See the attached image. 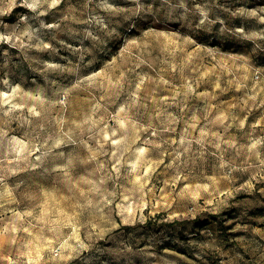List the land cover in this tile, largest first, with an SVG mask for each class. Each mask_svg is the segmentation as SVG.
Wrapping results in <instances>:
<instances>
[{
	"label": "rangeland",
	"instance_id": "374dc122",
	"mask_svg": "<svg viewBox=\"0 0 264 264\" xmlns=\"http://www.w3.org/2000/svg\"><path fill=\"white\" fill-rule=\"evenodd\" d=\"M0 264H264V0H0Z\"/></svg>",
	"mask_w": 264,
	"mask_h": 264
}]
</instances>
